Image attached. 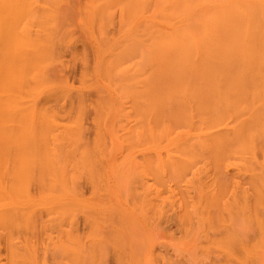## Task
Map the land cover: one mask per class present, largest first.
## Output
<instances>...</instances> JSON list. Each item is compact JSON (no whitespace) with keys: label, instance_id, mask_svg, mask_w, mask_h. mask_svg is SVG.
Instances as JSON below:
<instances>
[{"label":"rangeland","instance_id":"rangeland-1","mask_svg":"<svg viewBox=\"0 0 264 264\" xmlns=\"http://www.w3.org/2000/svg\"><path fill=\"white\" fill-rule=\"evenodd\" d=\"M229 2L197 0L187 20L203 19ZM251 2L264 13V0ZM168 3L154 0L129 19L119 3L109 7L105 18V0H23L19 18H25L18 19V30L30 26L37 40L48 36L52 44L43 63L49 82L39 88L36 116L46 120L48 151L56 155L62 147L69 156L74 154L73 160L58 159L67 173L58 167L56 179L46 175L47 182L50 177L54 183L58 174L60 185L66 179L64 186L58 181L48 189H53L47 191L50 209L40 200L35 220L28 219L33 245L27 254L39 257L35 264H42L45 243L49 264H264V140L254 147L247 139L245 152H229L218 165L208 145L192 154L177 144L167 146L166 138L193 145L200 141V129L185 123L173 129L169 125L170 134L158 150L151 141L142 142L150 139L152 130L156 134V127L143 124L133 96L98 70L114 43L131 44L150 26L168 32L183 28L186 22L179 15L170 25L162 21L160 12ZM147 41L141 46L144 52L153 40ZM130 60L121 69L136 76L139 60ZM6 119L10 122L1 132L10 138L15 123ZM232 122L203 134L217 135L222 126L221 131L230 132L238 123ZM87 151L93 159L88 166L83 157ZM182 160H187V168L172 175V164ZM42 187L35 182L30 193L38 198ZM46 222L49 236L43 242ZM1 241L0 263L7 264L8 246ZM21 247L26 253L23 243Z\"/></svg>","mask_w":264,"mask_h":264},{"label":"bare ground","instance_id":"bare-ground-1","mask_svg":"<svg viewBox=\"0 0 264 264\" xmlns=\"http://www.w3.org/2000/svg\"><path fill=\"white\" fill-rule=\"evenodd\" d=\"M153 1L105 0L103 14L106 18L109 7L119 3L127 18L132 19ZM196 1L169 0L168 6L160 12L162 21L170 25L172 17L179 15L186 22L183 28L168 32L150 26L136 38L133 35L131 44L114 43L98 70L112 83L116 82L121 92L133 96L135 105L142 110L141 119H148L143 120V124L150 122L151 128L156 127V134L152 130L150 139L142 142L149 140L159 150L164 137L170 134L169 125L172 128L187 123L191 129H200V141L193 145L187 140L166 138L167 146L179 145L185 153L192 154L208 145L210 158L219 165L229 152H245L249 146L247 139L254 147L264 140V13L252 0H230L225 8L203 19L188 21V12ZM22 4L23 0H0V132L4 123L10 122H6L7 116L15 123L8 131L11 136L7 133L10 138L4 132L0 134V251L3 238L9 251L7 264H35L38 260L33 252L27 254L32 244L29 233L33 231L31 221L35 220V206L41 200L45 210L50 209L48 192L53 189H48L58 181L60 185L62 179L57 174V182L52 181L56 179L59 160L74 159V154L69 156L62 147L58 148V158L51 154L52 149L48 151L46 120H38L36 116L39 88L49 82L43 63L52 44L48 36L37 40L28 29L30 26L21 32L18 30ZM148 39L153 41L144 52L141 46ZM132 58L139 60L140 71L136 76L126 75L121 69V64ZM103 101L108 104L107 99ZM229 121L238 122L232 131H221L222 126L217 135L205 137L207 134H203L208 133L206 129L228 125ZM10 124L2 131L6 132ZM83 157L87 159V166L93 160L88 151ZM186 162L173 163L172 175L184 169ZM47 174L55 179L49 177L47 182ZM35 182L43 184L38 198L30 193ZM64 183L61 184L64 186ZM42 227L44 242L49 236V222ZM21 234L26 253L18 240ZM44 248L42 264H49L46 243Z\"/></svg>","mask_w":264,"mask_h":264}]
</instances>
